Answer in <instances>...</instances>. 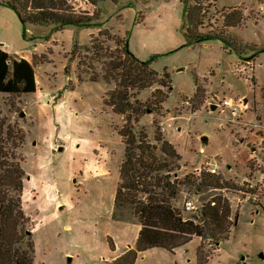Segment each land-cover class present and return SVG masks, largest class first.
<instances>
[{"label": "rangeland", "instance_id": "374dc122", "mask_svg": "<svg viewBox=\"0 0 264 264\" xmlns=\"http://www.w3.org/2000/svg\"><path fill=\"white\" fill-rule=\"evenodd\" d=\"M68 1L78 14L97 13L98 26L69 25L53 31L52 25L29 24L24 29L17 13L0 2V42L11 58L26 59L35 69L34 93H0V113L25 134L18 152L25 169L22 201L31 219L35 264H69L67 258L73 255H66L68 248L79 255L70 264H100L112 240L107 239L104 217L119 182L124 145L118 130L125 118L105 105L115 82L107 83L102 75L109 55H120L127 33L129 49L140 60L158 54L153 68H166L171 75L173 89L161 112H147L135 123V130L146 133L152 143L159 129L182 155L171 179L200 175L213 166L216 174L242 188L225 192L233 213L239 212L238 225L208 264L264 263V220L255 223L252 205L242 201L243 192L264 195V150H257L247 127L232 121L219 106L224 97L244 98L250 109L242 117L251 120L258 113L264 119V0L190 1L198 20L194 27L179 0H100L96 6L87 0ZM238 12L246 20L226 27L224 16ZM185 29L219 33L227 42L210 39L188 45ZM154 89H145L137 98L148 101ZM202 136L208 140L203 142ZM60 146L63 151H58ZM253 148L256 159L250 156ZM157 153L165 156L159 149ZM180 188L175 204L186 207L185 216L196 211L188 209L187 202L201 208L211 197L205 196L217 192L195 194L189 187ZM60 202L65 209L54 217ZM80 222L72 232L63 226ZM195 244H188L184 258L155 251L141 264H190ZM211 248L206 245V250Z\"/></svg>", "mask_w": 264, "mask_h": 264}, {"label": "trees", "instance_id": "16d2710c", "mask_svg": "<svg viewBox=\"0 0 264 264\" xmlns=\"http://www.w3.org/2000/svg\"><path fill=\"white\" fill-rule=\"evenodd\" d=\"M99 1L87 0L94 6ZM179 1L184 5L187 19L194 27L198 20L190 1L196 5L200 0ZM0 2L17 13L24 29L29 24L52 25L53 31H60L69 25L87 29L98 26L100 22L97 13L78 14L68 0ZM238 13L234 17L224 16L226 27L239 26L246 20L241 12ZM184 32L188 45L210 39L227 42L219 33L204 34L187 29ZM24 36L27 37L26 32ZM128 41L127 33L126 39L122 41L120 55L114 52L109 55L110 60L105 63L102 79L107 83L112 80L115 82V88L106 93L105 105L125 118V124L118 130L123 139L124 158L119 168L112 218L116 221H132L133 217L141 226L134 248L130 247L109 264H134L141 252L155 247L174 253L176 248L185 246L194 237L200 239L196 247L195 264H208L213 251L219 250L220 245L229 239L232 229L238 225L239 213H233L225 192L242 188L234 181L225 179L222 174L207 170L200 175L188 174L182 179H171L172 173L180 168L178 162L182 159L174 144L159 129L155 132V143L146 133L135 130V123L145 113H160L163 109V103L173 89L171 75L166 68L162 72L153 68L152 62L159 57L158 54L148 60H140L129 49ZM65 71L68 72L67 66ZM34 72L30 61L11 58L0 47L1 94L35 92L37 84ZM92 80L96 81L97 76ZM149 87H155L151 98L146 102L140 101L137 96ZM24 139V131L9 123L0 113V264H35L34 236L28 226L31 219L25 213L22 201L25 169L18 150ZM158 149L165 155L163 158L158 155ZM182 185L194 190L195 194L209 189L218 193L207 194L205 197H211L202 203L201 208L185 216L186 207L175 204ZM108 245L113 249V240ZM206 245L212 248L206 250Z\"/></svg>", "mask_w": 264, "mask_h": 264}, {"label": "crops", "instance_id": "0c3cea01", "mask_svg": "<svg viewBox=\"0 0 264 264\" xmlns=\"http://www.w3.org/2000/svg\"><path fill=\"white\" fill-rule=\"evenodd\" d=\"M147 11V10H146ZM145 18V16H144ZM144 20V19H143ZM142 20V21H143ZM88 29V28H87ZM2 46V47H1ZM0 47L4 50L7 51V48L5 46L2 45V43L0 42ZM10 54V52H8ZM34 93V92H33ZM263 119V118H262ZM264 120V119H263ZM251 156V155H250ZM198 167H196L197 169ZM249 203V201H247ZM246 203V202H245ZM65 204L64 202H60L56 208V210H53V216L54 217H58L61 215L62 210L65 209V207L61 206ZM252 205V209L250 211V215L252 217L256 218V222L257 220H260L259 224L263 223L262 220H264V195L259 197V201L258 203L254 204V203H250ZM114 199L112 198V206L108 209V212L106 213L107 217H104L105 219H107L106 227L109 228V233L111 234V229L113 228V231L115 233V235H108L107 239L112 238L113 243H114V248L111 249L108 245V242L106 243V250L104 251L103 256L100 258L99 262L100 264H109L113 259H117L119 256H121L122 254H124V252L126 250H128L130 247L134 248V244L137 241L138 235H139V231H140V226L141 224L138 221L132 222V221H116L115 219L112 218V209H114ZM244 206V204L242 205V207ZM254 206V207H253ZM262 207V209L260 210V207ZM59 207H63L62 209H60ZM241 207V208H242ZM239 213V212H238ZM72 218V217H71ZM70 218V219H71ZM255 220H251L249 221L251 225H254ZM81 222L78 225H69L67 224H63V226L68 229L66 230L67 232H72L73 230H78L80 228ZM264 227V224H263ZM69 228H71L72 230H69ZM196 241L195 247L193 249L194 254L191 258L188 259V262L190 264H195L196 261V247L198 244H200V240L199 237H194L188 244H190L191 242ZM188 244H186L185 246H181L175 249L174 253H169L167 251H165V249L163 248H159V247H155V248H151V249H146L143 252H141L137 258V260H135L134 264H141V261L149 254H151L152 252L158 251L164 254L165 253H169V254H174V255H179L181 254L184 258V254H186V252H188L187 250V246ZM220 250V248H219ZM73 255V257L70 258V262H68L69 264L71 263V261L74 260V258L78 257V252H76L75 254L73 252L70 251V249L68 248L66 251V255ZM213 257L210 258V260H212ZM209 260V261H210ZM208 261V262H209ZM263 262H264V255H263ZM176 264H179L177 262H175ZM264 264V263H262Z\"/></svg>", "mask_w": 264, "mask_h": 264}, {"label": "built area", "instance_id": "2783aa9c", "mask_svg": "<svg viewBox=\"0 0 264 264\" xmlns=\"http://www.w3.org/2000/svg\"><path fill=\"white\" fill-rule=\"evenodd\" d=\"M220 108L222 109L221 112H228L231 115V120L235 121L238 124H242L247 127V129L250 131V133L254 136L253 138H256L254 141L258 143L257 150L263 151L264 150V120L260 117L258 113L254 114V118L251 120L244 119L242 117V113H245L247 110L250 109V105L248 102L244 100V98H240L236 101V99L232 97H224L221 99ZM256 148H253L251 150V157L253 159H256L255 157ZM207 171L211 173H216V169L211 166L207 169ZM243 198L242 201H249L250 203H258L259 201V194L254 192H243ZM187 208L188 209H194L197 208L192 205V202H187Z\"/></svg>", "mask_w": 264, "mask_h": 264}, {"label": "water", "instance_id": "95a60500", "mask_svg": "<svg viewBox=\"0 0 264 264\" xmlns=\"http://www.w3.org/2000/svg\"><path fill=\"white\" fill-rule=\"evenodd\" d=\"M212 108L214 109V108H215V105H213ZM21 115L23 116L24 113L22 112ZM201 140H202L203 142H206V141L208 140V138H207L206 136H202V137H201ZM63 149H64L63 146H60V147L58 148V151H63ZM70 258H71V257L67 258V261H68V262H70Z\"/></svg>", "mask_w": 264, "mask_h": 264}, {"label": "bare ground", "instance_id": "6f19581e", "mask_svg": "<svg viewBox=\"0 0 264 264\" xmlns=\"http://www.w3.org/2000/svg\"><path fill=\"white\" fill-rule=\"evenodd\" d=\"M97 167V166H96Z\"/></svg>", "mask_w": 264, "mask_h": 264}]
</instances>
